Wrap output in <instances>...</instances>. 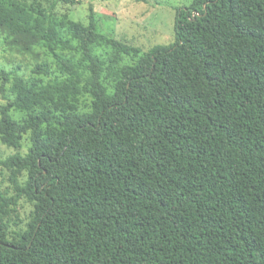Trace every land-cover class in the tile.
<instances>
[{
  "label": "trees",
  "instance_id": "16d2710c",
  "mask_svg": "<svg viewBox=\"0 0 264 264\" xmlns=\"http://www.w3.org/2000/svg\"><path fill=\"white\" fill-rule=\"evenodd\" d=\"M68 27L90 63L92 112H77L74 80L23 88L24 122L0 106L4 143L32 141L4 162L16 193L0 192V264H264V0H194L176 42L124 67L111 95L93 13ZM23 199L34 212L10 238L5 217Z\"/></svg>",
  "mask_w": 264,
  "mask_h": 264
},
{
  "label": "rangeland",
  "instance_id": "374dc122",
  "mask_svg": "<svg viewBox=\"0 0 264 264\" xmlns=\"http://www.w3.org/2000/svg\"><path fill=\"white\" fill-rule=\"evenodd\" d=\"M78 2L74 6H53L46 0H1L6 21L0 23V106L12 105L10 115L14 120L24 122L30 113L19 106L23 88L42 91L54 86L59 90L72 80L81 90L76 96L77 112H92L94 99L88 82L90 63L69 31V22L88 26L93 13L98 33L104 38L93 47V53L103 62L101 82L111 95L124 67L135 65L155 47H169L176 42L178 11L189 7L194 0ZM107 41L136 49L139 57L127 56ZM31 147L30 134L23 136L18 148L6 145L0 134V192L15 195L12 181L15 173L6 168L4 162L17 154L26 156ZM27 177L26 172L19 174V182H25ZM33 212L34 204L28 199L11 207L5 217L10 238L27 230Z\"/></svg>",
  "mask_w": 264,
  "mask_h": 264
}]
</instances>
